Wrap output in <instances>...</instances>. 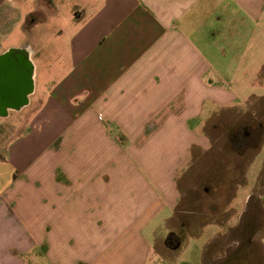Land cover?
Listing matches in <instances>:
<instances>
[{"label": "crops", "instance_id": "0c3cea01", "mask_svg": "<svg viewBox=\"0 0 264 264\" xmlns=\"http://www.w3.org/2000/svg\"><path fill=\"white\" fill-rule=\"evenodd\" d=\"M263 31L264 0H0V55L30 65L24 103L0 113L22 125L0 142V264H147L209 223L218 230L206 232L201 264H261L264 229L248 234L243 215L264 151L256 188L233 209L246 167L225 202L233 221L180 203L207 128L248 109L231 107L215 64L260 45ZM39 60L67 70L37 94ZM257 199L264 221V185Z\"/></svg>", "mask_w": 264, "mask_h": 264}, {"label": "rangeland", "instance_id": "374dc122", "mask_svg": "<svg viewBox=\"0 0 264 264\" xmlns=\"http://www.w3.org/2000/svg\"><path fill=\"white\" fill-rule=\"evenodd\" d=\"M66 3L68 6H65L64 11L66 17L72 21L74 19V13L71 10L72 3L71 1H66ZM55 22L57 27L64 28L65 23L63 21ZM259 33L261 34L260 45H249L242 49L241 54L233 53L231 58L234 59L229 62L215 64L218 77L216 83L219 82L222 84L221 86L228 87L235 95L236 100L231 107H247L248 109H243V112L234 109L231 113L217 116L216 120L212 122L217 127L214 129L207 128L211 139L209 149L195 157H199L197 163L193 164L191 170L181 182L182 186L189 185L188 188H190V191L186 192V196L181 199L180 203V207L184 208L185 211L192 209L206 215L210 204H212L214 212L218 215L217 218L229 215L228 219L233 221L234 216L230 215V212L224 213L228 209L225 202L235 194L237 185L244 182L246 167H248L246 173L248 185L241 190L239 189L236 197L231 199L230 205L233 209L240 207L246 190L256 188L254 179L264 151V31L258 32V35ZM40 38H42V41L46 40V30L41 31ZM54 63L38 61L37 94L42 93V86L48 88L55 77L57 78L67 70L66 63ZM54 65L56 67H53ZM50 74L53 80L50 79ZM20 120L21 116L15 112H10L7 118H0V142L3 146L11 141L14 132L18 133L20 131L22 125H14ZM194 166L200 167V171L196 172ZM257 184L259 190L253 192V195L249 198L247 210L243 215L248 234L257 231L262 232L264 229V221L257 199V195L260 193L262 185H264V172L259 175ZM205 185H208L206 193L203 191ZM192 187L194 188L193 191L191 190ZM192 199L197 201L194 206L191 205ZM243 221L240 226L244 225ZM198 227L195 230L203 229V232H205L199 238L189 237L183 233L180 240V251L161 259L157 255L151 254L147 264H201L198 252L203 247L207 235L214 234L218 230V226L209 223V225ZM206 232L210 234H206ZM34 264L47 263L40 257ZM261 264H264V256Z\"/></svg>", "mask_w": 264, "mask_h": 264}, {"label": "water", "instance_id": "95a60500", "mask_svg": "<svg viewBox=\"0 0 264 264\" xmlns=\"http://www.w3.org/2000/svg\"><path fill=\"white\" fill-rule=\"evenodd\" d=\"M29 74L30 65L21 54L8 51L0 55V113L4 107L24 103L30 88Z\"/></svg>", "mask_w": 264, "mask_h": 264}, {"label": "flooded vegetation", "instance_id": "af4514ba", "mask_svg": "<svg viewBox=\"0 0 264 264\" xmlns=\"http://www.w3.org/2000/svg\"><path fill=\"white\" fill-rule=\"evenodd\" d=\"M170 240H172V238H168V239H167V242H169Z\"/></svg>", "mask_w": 264, "mask_h": 264}]
</instances>
